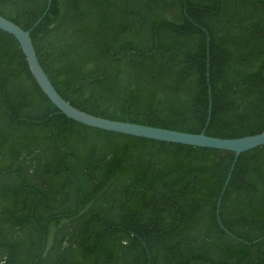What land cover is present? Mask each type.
I'll use <instances>...</instances> for the list:
<instances>
[{"label":"trees","instance_id":"trees-1","mask_svg":"<svg viewBox=\"0 0 264 264\" xmlns=\"http://www.w3.org/2000/svg\"><path fill=\"white\" fill-rule=\"evenodd\" d=\"M48 1L0 0V14L30 30ZM31 36L86 112L264 131V0H52ZM234 159L70 119L0 29V264H264V145L239 156L222 227Z\"/></svg>","mask_w":264,"mask_h":264},{"label":"water","instance_id":"water-1","mask_svg":"<svg viewBox=\"0 0 264 264\" xmlns=\"http://www.w3.org/2000/svg\"><path fill=\"white\" fill-rule=\"evenodd\" d=\"M52 0L48 1V7L42 17H40L35 25L30 30H25L20 25L14 21L4 17L0 14V29L5 30L12 35H14L20 42V45L25 53L29 67L32 74L34 75L37 83L44 91V93L49 97V99L57 106V108L64 113L70 119L77 122L85 124L87 126L124 133L128 135H133L137 137H143L148 139H154L159 141L179 143L185 145H192L197 147H207L220 150L232 151L235 153V159L232 167L229 171L227 181L222 190L221 196L218 201L217 213L220 224H223L220 220V206L222 197L226 191V188L231 180L233 171L235 169L236 163L239 156L264 145V131L254 135H247L243 137L236 138H221L216 136H211L206 134L205 131L201 133L186 132L180 130H174L169 128H162L157 126H151L147 124L135 123L130 121H121L110 118H105L95 114L86 112L76 106H74L70 101L65 99L59 91L56 89L52 83L49 75L44 70L42 64L40 63L33 39L31 36L32 30L43 20V18L48 13ZM211 117V109L209 119ZM45 249V246H44ZM41 255L36 260L35 264L39 261Z\"/></svg>","mask_w":264,"mask_h":264}]
</instances>
